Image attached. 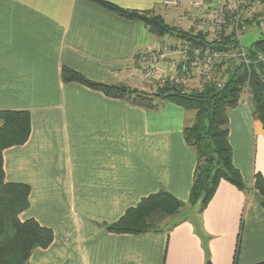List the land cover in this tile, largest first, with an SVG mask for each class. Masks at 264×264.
Segmentation results:
<instances>
[{
  "label": "crops",
  "instance_id": "0c3cea01",
  "mask_svg": "<svg viewBox=\"0 0 264 264\" xmlns=\"http://www.w3.org/2000/svg\"><path fill=\"white\" fill-rule=\"evenodd\" d=\"M106 1L155 10L185 29L199 12L190 0L173 9L165 0ZM161 42L144 22L92 0H0V111L32 117L28 141L4 150L5 177L30 186L21 220L54 232L29 264H264L263 197L254 188V174L264 176V126L248 93L229 111L233 160L248 190L223 180L201 211L189 203L196 154L184 138L183 107L148 110L61 79L69 66L149 91L135 63ZM162 190L186 205L159 232L104 229Z\"/></svg>",
  "mask_w": 264,
  "mask_h": 264
},
{
  "label": "trees",
  "instance_id": "16d2710c",
  "mask_svg": "<svg viewBox=\"0 0 264 264\" xmlns=\"http://www.w3.org/2000/svg\"><path fill=\"white\" fill-rule=\"evenodd\" d=\"M92 1L121 17L144 22L159 37L178 29L168 24L161 15H152L151 11L128 9L106 0ZM183 37L196 48H210L216 52L244 48L234 29L229 34L221 32L218 40H209L202 32L194 34L185 31ZM244 49L245 57L230 60L222 78L217 75L204 77L199 87L193 90H187L185 84L169 79L156 92H149L131 88L125 83L95 81L69 66H62L61 79L64 83H80L148 110H159L166 102H171L183 107L188 115L193 113V122L188 121L184 128L186 144L196 154L189 203H199L203 211L223 180L244 192L248 190L233 160L229 111L239 104L244 93H248L254 107L253 116L264 126V36ZM31 131L32 117L29 111H0V264H29L36 248H47L54 240L51 228L41 225L34 218L24 221L20 218V214L29 207L30 186L7 182L5 177L4 150L25 144ZM254 188L262 195L264 208V176L260 172L254 174ZM185 205L172 193L162 190L142 198L116 222L104 224L103 227L117 234L159 232L162 223L177 215Z\"/></svg>",
  "mask_w": 264,
  "mask_h": 264
},
{
  "label": "rangeland",
  "instance_id": "374dc122",
  "mask_svg": "<svg viewBox=\"0 0 264 264\" xmlns=\"http://www.w3.org/2000/svg\"><path fill=\"white\" fill-rule=\"evenodd\" d=\"M252 1L254 2V4H257L256 5L257 7L255 10L250 11L248 8L252 6L251 4ZM177 2L178 3L176 5L164 4V6L169 9L177 8L180 6V1L177 0ZM216 4L217 3L209 5L208 6L209 10H207L206 14H210V13L213 14L217 8ZM219 4L221 6H225L224 8H226L228 12L229 9H231V4L228 2V0H220ZM240 4L242 6V10H244V16L241 19L240 25L238 22L231 19L232 16L230 14L229 22L224 26H221L220 28H215V27L212 29L207 27L203 28L197 23H194L190 29H185L183 27L176 26L180 30L176 29L175 30L176 32L168 33L162 36L161 37L162 42L159 43V45L156 48L150 51L154 53L153 55L147 53L146 54L147 58L138 59L135 63L136 68L134 69H136V71H138L141 74V76L143 77L142 79L150 86L151 90H149V92H156L159 87L165 84V82L162 81L161 77L166 76L167 80H169L171 79V76H177L178 78H181L183 75L187 80L186 81L187 83H185V88L187 90H193L199 87V83L204 77L206 78V77H212L213 75L214 76L217 75L218 78H222V75H224L226 67L229 64L230 60L237 61L241 57L244 58L246 54L244 48L250 47L255 41H257L258 39L264 36V0H242V3ZM201 9L202 8H199L198 13L194 15H189L190 20H192L193 16H200L202 14ZM151 13L152 15H160L155 10L151 11ZM205 18L206 20H208L209 17H204L203 20H205ZM233 29L236 31L237 36H240V42L244 48L241 47L239 50L229 49L226 52L224 51L216 52V51H212L210 48L207 49L196 48L191 45L190 40L183 37L185 31L187 32L190 31L194 34L202 32L205 33L207 39L218 40L221 37V32L229 34ZM197 50L198 52L195 55ZM163 51L167 53V56L159 61H156L155 59L160 57ZM206 51L209 53L216 52L218 54L215 59L213 58L214 68L209 76H205L202 74L203 60L205 58L204 55L200 56V54H202L203 52L205 54ZM239 51H241L242 54H240ZM195 59L197 60L195 61ZM194 61L198 62V64H194ZM163 62L165 68L163 67L162 69L161 64ZM151 64L154 65L152 71L155 68L154 71L155 75L153 77L150 74L149 76L148 75L146 76V73H148L149 70L148 67L151 66ZM170 68H172V70H170ZM130 87L133 88L132 86ZM188 121L193 122V113L189 114ZM198 205L200 206L199 203ZM170 219L171 217L168 218L165 222H163L161 228H163V226Z\"/></svg>",
  "mask_w": 264,
  "mask_h": 264
},
{
  "label": "built area",
  "instance_id": "2783aa9c",
  "mask_svg": "<svg viewBox=\"0 0 264 264\" xmlns=\"http://www.w3.org/2000/svg\"><path fill=\"white\" fill-rule=\"evenodd\" d=\"M228 2L231 4V9H229V12L228 10H226V8H224L225 6H221L219 3H220V0H190V4L193 6V7H198V8H202L201 11H202V14L200 16H193L192 17V21L193 23H197L199 24L201 27L203 28H220L221 26H224L225 24H227L230 20V14L232 16L231 19L235 20L236 22H238L239 24L241 23V19L243 18L244 16V10H242V6L240 3H242V0H228ZM178 2L177 0H165L164 4H167V5H176ZM210 3V4H209ZM214 3H217L216 5V10L215 12L212 14H206L207 13V10H209V5H212ZM252 6L249 7L248 9L251 11V10H255L256 9V5L257 4H254V2L252 1L251 2ZM210 15V16H209ZM204 17H209L208 20H203ZM198 18V19H197ZM168 52V51H166ZM198 50L196 51L195 55L197 54ZM205 52V51H204ZM204 52L202 54H200V56H203L204 55V60H203V66H202V74L205 75V76H209L210 73L212 72L213 68H214V62L213 60L217 57V53L216 52H212V53H209L206 51V53L204 54ZM147 53H150V54H154L153 52H146L144 54H142L140 56V58H147L146 54ZM167 56V53H165L163 51V53L160 55V57L156 58L155 60L156 61H159L163 58H165ZM214 58V59H213ZM197 59H195L196 61ZM194 61V64H198V62H195ZM154 67L153 64H151V66H149V70H148V73H146V76L149 74L153 77L155 74H154V71H155V68L154 70L152 71V68ZM172 69V68H171ZM187 70V69H186ZM162 81L166 82L167 81V78L166 76L164 77H161ZM170 80H176V82L178 83H182V84H185L187 83L186 81V78L184 77V75L181 77V78H178L177 76H171V79Z\"/></svg>",
  "mask_w": 264,
  "mask_h": 264
}]
</instances>
